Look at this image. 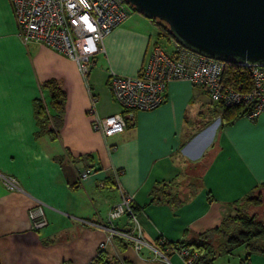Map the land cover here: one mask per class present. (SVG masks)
<instances>
[{"label": "crops", "instance_id": "obj_1", "mask_svg": "<svg viewBox=\"0 0 264 264\" xmlns=\"http://www.w3.org/2000/svg\"><path fill=\"white\" fill-rule=\"evenodd\" d=\"M160 37L155 22L130 13L103 39L83 77L67 57L38 42L23 44L8 0H0V264H91L99 251L126 264H184L159 240L170 247L197 241L236 217V203L264 184V114L249 120L232 113L225 121L224 109L185 81L168 83L157 109L123 113L122 133L105 138L93 130L95 119L123 112L111 75L139 76ZM48 81L66 97L54 137L38 133L33 114L39 100L51 120L57 115L42 86ZM86 170L92 173L81 181ZM3 177L17 189H7ZM165 185L179 205L151 203L150 191ZM128 196L139 237L167 261L120 237L99 250L107 239L99 226L134 230L126 215L108 221ZM245 256L241 247L213 264H264L263 254L247 263Z\"/></svg>", "mask_w": 264, "mask_h": 264}, {"label": "built area", "instance_id": "obj_2", "mask_svg": "<svg viewBox=\"0 0 264 264\" xmlns=\"http://www.w3.org/2000/svg\"><path fill=\"white\" fill-rule=\"evenodd\" d=\"M8 3L17 36L23 44L38 42L67 57L77 64L83 77L89 74L96 55L103 52V39L131 13L124 0H8ZM238 67L248 73L247 87L240 83L235 86L224 83L226 64L223 62L195 54L175 42L170 53L154 46L139 76L111 75V91L123 112L95 119L92 128L105 138L122 133L125 129L123 113L157 109L165 103L167 85L173 81L188 82L200 88L212 103L223 109L239 108L242 116L254 120L264 114V67ZM91 173L90 170L79 173V179L84 181ZM3 182L7 189H17L13 178L3 177ZM131 200V196L124 197L121 204L114 206L108 213V221L113 223L126 215L135 225L134 230L128 233L99 226L107 233L106 242L99 245V250L114 237H120L132 242L135 250L149 247L154 255L167 261L159 249L150 247L139 237L137 218L130 208ZM39 227L41 224L35 225V228ZM158 243L165 251L171 250L164 239ZM177 254L184 264H192L197 258V254L189 249H181Z\"/></svg>", "mask_w": 264, "mask_h": 264}, {"label": "water", "instance_id": "obj_3", "mask_svg": "<svg viewBox=\"0 0 264 264\" xmlns=\"http://www.w3.org/2000/svg\"><path fill=\"white\" fill-rule=\"evenodd\" d=\"M171 40L229 65L264 67V0H124Z\"/></svg>", "mask_w": 264, "mask_h": 264}, {"label": "trees", "instance_id": "obj_4", "mask_svg": "<svg viewBox=\"0 0 264 264\" xmlns=\"http://www.w3.org/2000/svg\"><path fill=\"white\" fill-rule=\"evenodd\" d=\"M156 24L158 25L160 36L170 38L167 28L162 24ZM224 83L233 86L240 83L247 87L249 85L248 73L243 67L226 64ZM42 86L49 91L51 105L55 109L57 115L54 118L52 117L53 119L51 120L45 114L42 102L35 100L33 102L34 119L39 128V134L48 133L54 137L55 132L53 129L55 128V130H57V128L60 127L59 123L64 112L66 97L65 93L54 81L45 82ZM224 112L227 113L224 117L225 121L229 120L232 113L242 116L239 108H226ZM50 123H52V127H48ZM150 198L151 203L169 204L173 206L179 205L182 201L177 198V196L173 195L170 187L166 185L163 187H154L150 191ZM236 204L239 209L237 210L238 214L236 217L226 218L218 228L206 232L193 243L186 244L179 242L174 244L171 249H175V251L189 249L195 252L197 258L192 264H213L218 255H230L233 251L241 247L246 251V256L244 258L245 263L249 261V258L253 254L264 255V222L258 215H249L247 213V208L249 206L257 207L264 204V184L253 188L249 194ZM130 208L133 215L136 216L134 207L130 205ZM215 233L219 235L220 238H214ZM91 264H126V262L109 257L108 253L105 251H99Z\"/></svg>", "mask_w": 264, "mask_h": 264}, {"label": "rangeland", "instance_id": "obj_5", "mask_svg": "<svg viewBox=\"0 0 264 264\" xmlns=\"http://www.w3.org/2000/svg\"><path fill=\"white\" fill-rule=\"evenodd\" d=\"M128 9L131 11V14L139 15V14L135 13L131 7L128 6ZM156 43H157V44L160 46V48H161L164 52H166V53L171 52L172 49H173V44H174V42H173L170 38L165 39V38L160 37V38L157 40ZM152 48H153V47H152ZM201 145H203V147H205V146H206V142L203 143V141H202V142L199 144V147H201ZM263 205H264V204H263ZM247 213H248L249 215H252V214H256V215H258L259 218L264 222V208H263V206H257V207H255V206H251V207H250V206H249V207L247 208Z\"/></svg>", "mask_w": 264, "mask_h": 264}, {"label": "bare ground", "instance_id": "obj_6", "mask_svg": "<svg viewBox=\"0 0 264 264\" xmlns=\"http://www.w3.org/2000/svg\"><path fill=\"white\" fill-rule=\"evenodd\" d=\"M229 65V64H228ZM137 77V76H136Z\"/></svg>", "mask_w": 264, "mask_h": 264}]
</instances>
